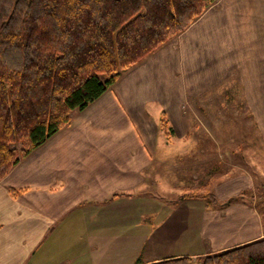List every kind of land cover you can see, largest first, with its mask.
Returning <instances> with one entry per match:
<instances>
[{
	"label": "crops",
	"instance_id": "1",
	"mask_svg": "<svg viewBox=\"0 0 264 264\" xmlns=\"http://www.w3.org/2000/svg\"><path fill=\"white\" fill-rule=\"evenodd\" d=\"M233 78L260 154L241 167L231 149L232 164L216 168V206L176 198L199 202L198 249L156 251L153 234L173 203L150 187L158 170L184 167L161 158V113L186 138L182 106L230 88ZM259 183L264 187V0H218L0 180V264H145L220 252L264 237L256 205L264 204V189L260 198L253 192ZM10 187L27 190L13 195Z\"/></svg>",
	"mask_w": 264,
	"mask_h": 264
},
{
	"label": "trees",
	"instance_id": "2",
	"mask_svg": "<svg viewBox=\"0 0 264 264\" xmlns=\"http://www.w3.org/2000/svg\"><path fill=\"white\" fill-rule=\"evenodd\" d=\"M217 1L0 0V180ZM160 128L168 137L174 130L165 111ZM190 198L218 203L207 183L178 199ZM200 264H264V237L200 256Z\"/></svg>",
	"mask_w": 264,
	"mask_h": 264
},
{
	"label": "rangeland",
	"instance_id": "3",
	"mask_svg": "<svg viewBox=\"0 0 264 264\" xmlns=\"http://www.w3.org/2000/svg\"><path fill=\"white\" fill-rule=\"evenodd\" d=\"M232 80H235L236 84L228 83L226 87L230 88L223 89L220 93L210 92L192 98L188 104L182 106L183 112L186 113L185 129L189 131L186 138H177L174 130L171 136H166L160 128L159 121L163 136L159 138L158 147H164L161 158L169 157L179 165L182 161L184 167H174L170 169L172 173H166L164 169L158 170L155 179L157 184L150 187L153 194L159 197L165 195L172 199L171 203H173L171 211L169 206L165 209L166 213L169 211V215L157 230L159 232L153 234L157 235L158 239L159 247L156 251H161L163 248L167 250L165 253L170 251L175 253L198 249L202 242L200 236L202 214L197 204L199 202L190 201L182 204L176 200L191 186H202L207 183L212 189L216 185V168H225L232 164L230 159L232 148H234L232 152L236 153L233 160L241 163L243 165L241 167L250 164L251 158L260 154V139L256 133L255 122L252 118L246 117L249 113L248 107L237 89V80L234 78ZM169 124L171 125L170 121ZM158 158H160L159 154ZM241 158L243 161L240 160ZM232 171L235 173L238 170L232 168ZM263 189V185L259 183L253 192L257 191L260 198ZM243 193L248 196L249 191ZM256 203L264 219V204L260 201ZM159 207L162 209L161 205ZM148 219L153 221L154 218L148 217ZM193 264H200V257L193 258Z\"/></svg>",
	"mask_w": 264,
	"mask_h": 264
}]
</instances>
